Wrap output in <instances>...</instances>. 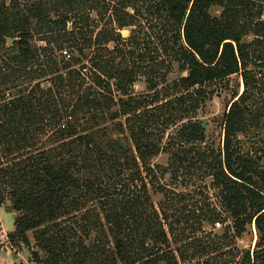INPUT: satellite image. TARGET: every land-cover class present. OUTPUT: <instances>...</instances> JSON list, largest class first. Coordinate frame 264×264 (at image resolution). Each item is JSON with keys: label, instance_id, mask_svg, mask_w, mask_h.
<instances>
[{"label": "trees", "instance_id": "16d2710c", "mask_svg": "<svg viewBox=\"0 0 264 264\" xmlns=\"http://www.w3.org/2000/svg\"><path fill=\"white\" fill-rule=\"evenodd\" d=\"M142 76L152 104L131 94ZM232 76L207 146L196 115ZM263 131L264 0H0V205L39 264H264V147L240 141ZM250 227L253 248L232 246Z\"/></svg>", "mask_w": 264, "mask_h": 264}, {"label": "rangeland", "instance_id": "374dc122", "mask_svg": "<svg viewBox=\"0 0 264 264\" xmlns=\"http://www.w3.org/2000/svg\"><path fill=\"white\" fill-rule=\"evenodd\" d=\"M212 16H218L219 10L214 8L210 11ZM128 36V35H127ZM127 36L123 37L126 38ZM252 39L251 36L247 38V41ZM38 46H42V43L35 42ZM185 73H181L176 64H171L170 69L166 76V82L162 85V88H158L157 90H163L166 86H171L173 82L177 81L180 77L184 76ZM42 86H47L46 82L42 83ZM214 88V89H213ZM213 94L209 100H207L201 110L197 113L196 118L202 123L205 129V143L207 146H212L217 148L221 145L222 135H221V119L223 113L225 111L226 106L230 102L231 94L233 92L240 93L242 90V86L240 84V80L238 76H232L228 79V86L226 89H221L219 86L213 87ZM158 91V92H159ZM164 91H160L162 94ZM131 94L135 96L137 100H145V102L152 104L150 99L153 96V91H148L147 84L145 82V77H140V79L134 84L131 89ZM7 95V93H6ZM41 141L44 140V137L40 139ZM40 141V142H41ZM240 141L245 150H263L264 147V131L261 133H253L252 135H248L246 137L240 138ZM40 144V143H39ZM15 156V155H14ZM1 163H8L11 160L6 159L3 157V153L1 154ZM264 163V159L262 160ZM152 164L159 165L161 167H165L167 164V156L159 155L155 159H153ZM159 184H164L165 187L172 190L175 193H182L185 196H188V200L194 199L197 200L201 198L204 201H209L211 203L216 202V199L213 195V191L207 188L208 180L205 179L204 181H196L190 187H180L170 185V181L168 176H164L159 181ZM198 188V189H195ZM195 189V190H194ZM194 190V191H192ZM198 191L199 194L198 195ZM153 204H157L161 200H163L160 194L152 195L151 196ZM7 203L6 210L10 213H14V218L16 219L18 214L14 211L9 209V204ZM4 203V204H5ZM3 205H0V209ZM201 233H198L197 237H202V240L207 241L210 239H217L221 235L222 229L220 225H215L214 227H210L208 225H204ZM13 231H7L4 227L0 216V264H39L34 261L33 254H37L38 257L43 260L44 255L38 251L36 248V243L34 239L33 232H29L26 234L27 244L19 241L18 239L11 241L9 234ZM256 240V234L253 227L247 228V231L238 239H236V244L232 245L240 249V250H251L254 246ZM86 244V243H85ZM172 245L171 247H173ZM234 248V247H232ZM195 262V261H194ZM194 264V263H192Z\"/></svg>", "mask_w": 264, "mask_h": 264}, {"label": "water", "instance_id": "95a60500", "mask_svg": "<svg viewBox=\"0 0 264 264\" xmlns=\"http://www.w3.org/2000/svg\"><path fill=\"white\" fill-rule=\"evenodd\" d=\"M120 35L122 37L127 36L128 31L126 30H121L119 31ZM13 42V40H8V45H11ZM242 92V90H241ZM240 92V94H241ZM7 208V203H5L2 208L0 209V216L2 219V222L4 224V227L6 228L7 231H13L14 230V225H15V214L14 213H10L6 210Z\"/></svg>", "mask_w": 264, "mask_h": 264}]
</instances>
